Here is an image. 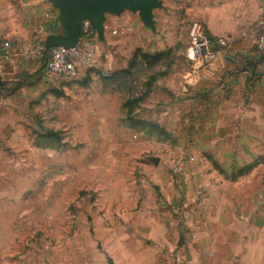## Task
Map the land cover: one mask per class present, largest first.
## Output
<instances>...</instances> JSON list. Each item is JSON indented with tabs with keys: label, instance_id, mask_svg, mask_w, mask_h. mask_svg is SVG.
Segmentation results:
<instances>
[{
	"label": "rangeland",
	"instance_id": "1",
	"mask_svg": "<svg viewBox=\"0 0 264 264\" xmlns=\"http://www.w3.org/2000/svg\"><path fill=\"white\" fill-rule=\"evenodd\" d=\"M152 1L104 13L118 66L0 78V264H264V79L187 60L215 0Z\"/></svg>",
	"mask_w": 264,
	"mask_h": 264
},
{
	"label": "crops",
	"instance_id": "2",
	"mask_svg": "<svg viewBox=\"0 0 264 264\" xmlns=\"http://www.w3.org/2000/svg\"><path fill=\"white\" fill-rule=\"evenodd\" d=\"M258 5L259 0H215L214 6L209 8L203 27L204 34L209 39H225L227 46L219 52L217 60L202 72L211 81L222 77L225 82L222 87L225 90L234 89L233 78L236 77L245 79L248 90L255 85L256 91L263 83L264 55L257 53L251 42L253 27L259 16ZM57 17L58 11L54 12V7L48 0H0V44L3 39L17 44L27 42L31 29L36 24L42 25L44 41L51 35L64 36V32L56 31V26L63 30ZM94 44L97 71L106 72L109 68L118 66L122 54L119 47L108 48L103 37H98ZM42 65V61L37 60L4 62L0 58V78L7 82L18 80L23 83L20 85L23 87L24 83L27 85L26 81L38 79ZM183 82L186 83V80ZM180 91H185L183 85Z\"/></svg>",
	"mask_w": 264,
	"mask_h": 264
},
{
	"label": "built area",
	"instance_id": "3",
	"mask_svg": "<svg viewBox=\"0 0 264 264\" xmlns=\"http://www.w3.org/2000/svg\"><path fill=\"white\" fill-rule=\"evenodd\" d=\"M258 12L259 16L253 27L254 35L251 42L257 53H264V0H259ZM41 29L42 25L37 24L33 32L41 33ZM103 29L108 30L105 23ZM127 31V28H115L110 31V34L119 36L126 34ZM97 38L89 21H83L80 25L78 40L71 48L54 47L45 51L44 42L39 34H35L23 44L12 41L1 42L0 58L4 62L42 59L45 61V71L49 76L63 83H70L95 67L97 52L94 43ZM188 38L189 43L185 56L196 68L213 64L219 52L227 46L223 38L209 39L206 37L202 25L198 23L191 25Z\"/></svg>",
	"mask_w": 264,
	"mask_h": 264
},
{
	"label": "water",
	"instance_id": "4",
	"mask_svg": "<svg viewBox=\"0 0 264 264\" xmlns=\"http://www.w3.org/2000/svg\"><path fill=\"white\" fill-rule=\"evenodd\" d=\"M58 10V21L63 28L64 36L51 35L44 41V49L54 47L71 48L80 35V25L83 21H89L92 29L98 37H103V15L105 12L120 13L126 6L130 10H139L141 19L149 24V10L157 7L152 0H48ZM154 166L157 159L150 158ZM107 264H113L110 258Z\"/></svg>",
	"mask_w": 264,
	"mask_h": 264
},
{
	"label": "trees",
	"instance_id": "5",
	"mask_svg": "<svg viewBox=\"0 0 264 264\" xmlns=\"http://www.w3.org/2000/svg\"><path fill=\"white\" fill-rule=\"evenodd\" d=\"M123 74H128V71H124ZM116 76H117V73H115L114 75H112L111 77H109L108 80H112Z\"/></svg>",
	"mask_w": 264,
	"mask_h": 264
}]
</instances>
